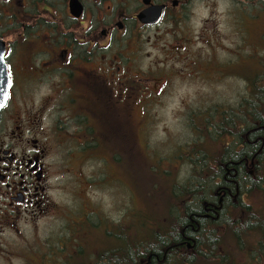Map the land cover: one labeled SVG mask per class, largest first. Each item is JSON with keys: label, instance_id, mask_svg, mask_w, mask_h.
Segmentation results:
<instances>
[{"label": "rangeland", "instance_id": "obj_1", "mask_svg": "<svg viewBox=\"0 0 264 264\" xmlns=\"http://www.w3.org/2000/svg\"><path fill=\"white\" fill-rule=\"evenodd\" d=\"M188 14L147 32L133 56L132 63L150 79L148 98L132 99L130 123L121 129L125 143L116 142L121 132L108 133L104 98L98 103L95 97V159L76 156L74 161L86 190L82 204L72 203L71 183L54 190L62 216L44 218L36 229L26 227L9 243L14 249L0 257V264H57L48 254L61 245L68 250L60 252V264L78 254V264H95L98 253L116 243L103 232L109 223L126 220L133 226L134 210L148 215L161 208L165 178L183 183L188 177L190 167L181 157L195 144L202 148L205 117L237 109L249 98L248 76L258 74L264 63V2L193 0ZM211 147L218 154L219 143ZM228 252L238 262L235 248Z\"/></svg>", "mask_w": 264, "mask_h": 264}, {"label": "flooded vegetation", "instance_id": "obj_2", "mask_svg": "<svg viewBox=\"0 0 264 264\" xmlns=\"http://www.w3.org/2000/svg\"><path fill=\"white\" fill-rule=\"evenodd\" d=\"M192 3L0 0L9 77V98L0 113V257L14 249L9 243L26 227L62 216L54 190L71 183L72 203L82 204L86 190L74 161L95 159V97L98 103L104 98L108 133L121 132L116 142L125 143L121 129L130 123L132 99L148 98L150 79L133 56L147 32L188 18ZM160 7L158 23L139 20Z\"/></svg>", "mask_w": 264, "mask_h": 264}, {"label": "trees", "instance_id": "obj_3", "mask_svg": "<svg viewBox=\"0 0 264 264\" xmlns=\"http://www.w3.org/2000/svg\"><path fill=\"white\" fill-rule=\"evenodd\" d=\"M247 82L249 98L206 116L202 148L195 144L181 157L190 179L165 178L161 208L148 215L134 210L133 226L109 223L103 232L116 243L98 253L95 264H264V63ZM228 135L230 142H219ZM67 250L61 245L48 257L60 264ZM69 256L62 264H78L79 254Z\"/></svg>", "mask_w": 264, "mask_h": 264}, {"label": "water", "instance_id": "obj_4", "mask_svg": "<svg viewBox=\"0 0 264 264\" xmlns=\"http://www.w3.org/2000/svg\"><path fill=\"white\" fill-rule=\"evenodd\" d=\"M162 8H157L154 10H146L140 16L139 20L146 24L158 23L162 18ZM5 46L4 43L0 41V113L2 109L6 106L9 98L8 86L9 77L7 73V66L4 60Z\"/></svg>", "mask_w": 264, "mask_h": 264}]
</instances>
